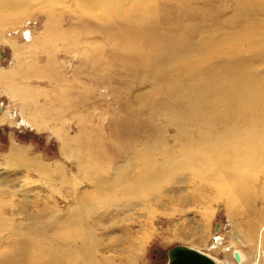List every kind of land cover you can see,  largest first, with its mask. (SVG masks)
<instances>
[{
  "label": "rangeland",
  "instance_id": "rangeland-1",
  "mask_svg": "<svg viewBox=\"0 0 264 264\" xmlns=\"http://www.w3.org/2000/svg\"><path fill=\"white\" fill-rule=\"evenodd\" d=\"M43 1L46 6L35 2L28 11L0 14V36L4 39L0 42V83L21 88L23 93L21 100L14 102L0 88V114L8 109L13 121L0 123V264H65L66 253L75 254L81 244L70 243L67 249L63 236L95 235L90 229L94 215L84 220L75 209L72 176L81 183V192H91L88 179L95 180L100 174L112 180L127 169L124 161L131 165V157L161 163L164 156L179 155L185 141L173 124L182 121L184 113L173 115L171 120L166 110L170 104L166 101L168 79L183 81L186 68L197 69L193 51L199 44L213 45V54L221 55L226 65L229 58H235L232 64L243 59V73L251 66L264 77V54L251 63L253 67L246 64L254 46L264 47V10L257 0H115L107 8L86 13L72 0ZM237 36H246V41L235 42ZM190 41L193 45L196 41L195 48ZM30 49L37 54L31 55ZM170 49L178 51L171 55ZM179 54L186 57L171 58ZM235 80L246 81L241 75ZM182 95L189 99L188 94ZM21 114L34 118L40 127L22 126ZM188 123L186 129L195 131L189 129L193 137L187 142L195 147L202 124L190 119ZM57 126L60 138L52 132ZM70 153L73 158L65 159L64 154ZM62 167H66L63 183L59 174ZM125 180L114 191L93 192L86 202L98 204L113 197L124 203ZM200 183L188 178L186 192L174 199L171 195H177L181 185L173 186L169 181L159 187L158 196L151 197L148 207L138 212H155L153 217L141 219L146 225L122 220L118 222L121 227L114 226L106 234L97 228L96 257L91 256L88 246L80 250L78 264H166L167 251L177 245L197 248L218 263L233 264L232 233L224 202L212 201L207 215L198 201L199 210L184 207L183 198L197 197ZM53 190L60 191L64 199ZM158 198L171 200L160 206ZM186 210L182 218L180 212ZM61 211L65 222L59 220L57 212ZM109 217L97 220L108 222ZM79 220L81 224L76 226L66 223ZM127 224L133 229H125ZM202 230L203 236L199 233ZM128 231L122 242L127 253L122 258L117 246L104 247L109 237L116 241L114 236ZM135 235L147 238L141 240L142 247H138ZM216 238L221 240L219 245ZM237 245L236 249L247 256L246 264H252L255 251ZM103 256L113 260L100 262ZM261 256L259 264L263 263ZM133 257L136 261L131 262Z\"/></svg>",
  "mask_w": 264,
  "mask_h": 264
},
{
  "label": "bare ground",
  "instance_id": "bare-ground-1",
  "mask_svg": "<svg viewBox=\"0 0 264 264\" xmlns=\"http://www.w3.org/2000/svg\"><path fill=\"white\" fill-rule=\"evenodd\" d=\"M119 1L121 3L124 2V0ZM130 1L136 3L143 0ZM35 2V5H37L38 2L39 4L46 6V3L43 0H0V14L6 12L16 13L23 10L28 11L31 5ZM72 2L76 8L80 9L79 11L82 10L86 13V11L91 12V9H97L98 7L105 6L107 8V6H111L116 1L72 0ZM257 4L262 10H264V0H257ZM121 5L122 4H120V6ZM104 13H106V11ZM88 14L89 13L86 15ZM165 35L163 40H165ZM173 36L175 37V35H172V37ZM190 37L191 36L188 35V39ZM191 40H194V37L193 39L191 38ZM3 41L4 39L0 36V42ZM244 41H246V36H237L235 39V42L239 43ZM165 43L167 44H165L166 46L170 44L167 42ZM193 43L194 45L191 42V46L193 45L192 47L195 48L196 41ZM166 46L165 48H167ZM214 49L215 47L213 45L208 44L201 46L199 44L198 48L193 51L195 52V54H193V60L196 61V65L199 64L196 67L197 69L193 70L186 68L183 81L174 82L168 79L169 88L167 86L168 94L166 101L170 102V104L168 103V106H175V108L167 106L166 110L169 113L171 120L173 115L177 113H184L183 120L175 121V124H173L178 127L177 132L182 134L181 140L183 139L185 141V144H181L182 147L180 146L181 152L179 155L174 153L176 155L173 154V158H171L172 156L163 155L164 158L161 163H158L155 160H148V158L140 159L138 157H131L129 160L131 161L132 166L128 160L124 161V163L126 162L127 169H125L122 174L119 173L114 176L112 180H108V177L101 176L100 174L96 175L97 178L96 176H93L94 179L96 178L95 180L88 179L89 182L91 181V187H93L91 192L85 188V190L81 192L80 190L82 188L79 186L81 183H78L79 181L77 177L75 178L71 175L73 179L71 185L74 191V195L72 196L75 198V209L79 213V216L83 215L82 218L84 220L89 219L87 216L94 215L93 221L95 223L90 229L93 230L95 235L92 233H82L83 236H63L62 239L65 240L67 249L69 248L70 243L74 244L79 242L81 244L80 250H87L89 246L91 256L95 258V251L97 249L98 242V235L95 232L97 228H102L103 234H106L108 233V230L112 229L114 226L118 227V222H121L122 220L125 222L132 221V223H138L142 226L146 225L142 223L141 219L146 217L151 218L154 216L155 212L149 210L146 213L143 212L145 214L138 212L143 211L146 207H148L152 201L150 199L151 197L154 195L158 196L159 192L157 193V191L160 190L159 187H163L169 181L172 182L173 186L181 185L182 189L177 193V195H171V198L174 199L176 196L181 197V195L186 192V188L184 186L187 183L188 178L191 177L193 182H201L199 184V195L197 197H192L191 195L187 198H183V201L186 203L184 207L189 206L191 210H199V204L196 203V201H198L200 204H203L200 209L203 211L204 215H207L209 213L208 211L212 208V201L215 203L216 200H222L227 209L228 220L231 227L232 234L229 242L234 249L232 254L237 252L240 258L238 263L235 260L234 263H232H247V256L244 252L236 249L235 247L238 246L237 244H240L242 247L255 251V257L251 260L252 264L260 263L261 254V258H263L262 264H264V77L256 71L255 74V72L251 70V66L247 73H243L245 69L243 59L240 63L236 62L235 64H232L231 61L235 60V58H229L228 64L226 65L225 60L221 55L213 54ZM176 50L172 49L170 51L171 55L176 54ZM263 50L264 47L262 46H254L253 49L250 50L253 56L251 59L249 58L246 61V64L248 62L250 64L253 63L256 58L263 55ZM30 53L35 56L37 51L30 49ZM178 57L184 58L186 55L179 54L178 56L171 58ZM18 59L19 57L15 56L17 64ZM210 61H214L212 66H208ZM171 64H169L168 61L169 67H173L174 64ZM155 67H157V65ZM3 75H5V73ZM237 75H241L246 81L235 80ZM9 77L10 73L8 72L5 75V78L8 79ZM185 86H187V88ZM0 88L5 89V93L11 101L15 102L21 100L23 96V93L22 95L20 93L21 88L16 90L14 88H8L7 86L4 87L1 83ZM184 88L186 89L185 91L183 90ZM183 93L186 95L188 94L189 99H183ZM165 94L166 93H164V96ZM11 117L12 116L9 115L8 109L3 111L0 114V123L5 122L13 124ZM21 118V123L24 127L25 125H27L26 127H40L39 123L36 122L34 118H27L22 114ZM189 119L193 122H200L202 124L198 129V144L195 147L187 142L190 140L192 141L191 137H193V134L191 131H195L193 128H189L191 131L186 129V125L189 124ZM52 132L60 138V128L58 126L54 127ZM63 146L64 143H62V147ZM72 154L73 153H70V155L64 154V158L70 160L73 158ZM80 161H78L79 174L82 170ZM65 168L66 167H62L61 173H59L61 183H63V179L65 180ZM36 172L40 173L37 170ZM107 176H109V174ZM51 178L52 176L47 177V179ZM123 178L126 179L125 181L128 185L123 192L122 198L124 203L122 202L123 200L121 201L122 203H120L119 200L113 197H110L106 201L98 204H88V202H86L89 195L93 192L114 191L119 187ZM53 192L64 199L60 191L53 190ZM117 192L118 190L116 193ZM167 195H169L168 192L166 193V196ZM2 198V191H0V200ZM171 198L168 200L158 198L156 204L165 206V204L170 202ZM153 207H155V205ZM187 210L185 212H180L182 218ZM97 211H99V213H95ZM174 212L176 211L174 210ZM57 213L60 214V222H65L62 211ZM109 215L111 218L109 217L108 222L97 220L98 218L108 217ZM180 220L178 221L180 222ZM243 222L246 223L245 228ZM66 223H70L75 226L76 224H81L80 220L79 222L66 221ZM193 228L198 229L199 227L196 228L193 226ZM125 229L132 230L133 227L127 224ZM199 233L203 236L204 231L202 230ZM129 234L130 233L128 231V233H122V236H114L113 239L116 241L109 237V242L104 247L110 248L113 245L117 246L122 258V255L127 253L122 242L125 240L124 237ZM137 235L134 236V239L140 245L138 247H142L141 240L144 239L145 236L139 237ZM72 238L75 239L72 241ZM146 239L147 238L144 240ZM215 241V244L219 245L218 242L221 240L220 238H216ZM80 250L73 255L71 253L69 256H67L66 253L65 264H78ZM196 250L202 252L197 248ZM139 252L140 249L138 253ZM203 254L212 258L209 254ZM110 259H112V257L103 256L101 260H98L100 262L107 263ZM133 260H135V257H133L130 261L133 262ZM213 260L216 264H225L224 262L218 263L215 259ZM122 261H124V259Z\"/></svg>",
  "mask_w": 264,
  "mask_h": 264
},
{
  "label": "water",
  "instance_id": "water-1",
  "mask_svg": "<svg viewBox=\"0 0 264 264\" xmlns=\"http://www.w3.org/2000/svg\"><path fill=\"white\" fill-rule=\"evenodd\" d=\"M166 255V264H216L215 261L209 256L192 247L184 245L172 247L167 251ZM233 257L237 263L240 261L237 252H234Z\"/></svg>",
  "mask_w": 264,
  "mask_h": 264
},
{
  "label": "flooded vegetation",
  "instance_id": "flooded-vegetation-1",
  "mask_svg": "<svg viewBox=\"0 0 264 264\" xmlns=\"http://www.w3.org/2000/svg\"><path fill=\"white\" fill-rule=\"evenodd\" d=\"M1 109V108H0ZM2 125V124H1Z\"/></svg>",
  "mask_w": 264,
  "mask_h": 264
}]
</instances>
